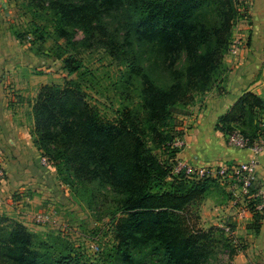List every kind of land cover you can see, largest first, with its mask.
<instances>
[{
  "label": "trees",
  "instance_id": "1",
  "mask_svg": "<svg viewBox=\"0 0 264 264\" xmlns=\"http://www.w3.org/2000/svg\"><path fill=\"white\" fill-rule=\"evenodd\" d=\"M34 15L50 16L46 25L32 24L30 44L54 40L56 59L68 76L64 85L40 88L32 106L34 143L56 168L57 178L73 195L82 190L114 194L118 241L113 264H145L153 257L167 264H200L212 245L211 231L195 232L191 218L215 181L175 176L173 146L183 136L178 116H188L197 98L213 89L222 93L229 67L225 63L240 19H249L248 4L239 0H25ZM110 20V23L108 22ZM118 24L114 32L109 30ZM70 30L82 31L85 43L97 42L127 73L121 81L134 99L104 116L91 103L92 71L68 53L61 41L73 45ZM17 39L23 36L15 32ZM30 37V36H29ZM157 60H152V57ZM184 59L185 67L178 66ZM149 62V63H148ZM170 72V84L153 78ZM226 139L235 130L254 138L264 134V99L245 93L217 123ZM157 151L168 154L166 166ZM264 219L258 213L256 232ZM0 216V261L5 264H95L68 247L45 241L21 222L3 225ZM115 222V221H114ZM232 227V231H233ZM236 250H231L232 257Z\"/></svg>",
  "mask_w": 264,
  "mask_h": 264
},
{
  "label": "crops",
  "instance_id": "2",
  "mask_svg": "<svg viewBox=\"0 0 264 264\" xmlns=\"http://www.w3.org/2000/svg\"><path fill=\"white\" fill-rule=\"evenodd\" d=\"M13 8L11 0H0V165L11 184H2L0 196H9V187L21 192L32 188L44 198L66 200L68 193L63 185L61 189L55 167H42V155L34 143L32 113L40 88L60 84L64 63L52 57L49 43L33 47L16 38ZM251 16V44L233 64L226 61L230 71L225 91L212 92L202 106L181 119L186 146L176 160L209 167L239 164L252 157L249 150L229 147L225 135L216 128L219 119L245 93L264 99V0H253ZM258 161L259 182L264 185V153ZM57 190H64L65 195ZM1 198L0 215L5 212V204H10ZM231 226L237 238L231 264H263L264 219L258 232L248 219H232Z\"/></svg>",
  "mask_w": 264,
  "mask_h": 264
},
{
  "label": "rangeland",
  "instance_id": "3",
  "mask_svg": "<svg viewBox=\"0 0 264 264\" xmlns=\"http://www.w3.org/2000/svg\"><path fill=\"white\" fill-rule=\"evenodd\" d=\"M246 1L250 18L248 20L239 19L236 22L233 28L232 39V41H240L244 46V50L249 48L252 36L250 27L252 25L253 0ZM11 2L14 5L13 9L16 13L13 31L22 35L26 43H30L31 39H33V34L31 33L33 23L46 25L49 32L53 33L52 24H49L50 16L48 14L39 13L38 15H34L33 10L27 6L25 0H11ZM108 22L110 23V20ZM117 27V22L113 23L109 26V30L114 32V29ZM70 31L72 35H75L74 44L68 46L67 43L61 41V45L68 49L69 54L81 60L85 67L92 71L93 75L89 79L91 85L87 90L91 99L90 101L98 107L104 116L113 118L115 110L123 106L121 103H130L135 97V94H132L133 91L125 87L121 81L123 74L127 73V67H125L124 61L114 60L99 43H85L86 36L82 31ZM47 43H49L54 54V40L49 39ZM240 56L235 57L230 54L229 49L224 61L225 63L226 61H230L233 64L235 59L240 58ZM52 57L55 58L54 56ZM152 60L157 59L153 56ZM178 66L181 68L185 67L184 59L179 60ZM156 68L153 65V78L158 82L170 84L172 82L170 72L164 70L157 72ZM62 69L64 71L59 79V85H64L67 79L77 78L76 75L69 77L67 70ZM222 87L224 89L225 85ZM212 92L216 93V90L213 89L205 96L198 97L196 104L190 107L189 110L194 111L197 107L202 106ZM183 118V116H178L180 121ZM157 155L166 166H171L172 163L169 161L167 153L157 151ZM52 166L54 167L53 164ZM42 167H46V165L43 164ZM15 173L19 175L18 171ZM175 176L174 174L172 175V177ZM8 179L5 176L3 180H0V187H2L4 182L7 183V186L11 185ZM58 182L61 183L60 180ZM216 183L211 184L212 188L210 192L198 207L199 217L194 215L191 218L195 232L211 231L210 239H212V245L208 248L209 253L207 258L200 264H231L233 259L231 250L236 248L237 243H235L237 241L236 230H233L232 234H227L222 229L223 225L227 223L231 224L233 217L227 208L228 193L223 186L218 182ZM62 185L68 193L66 200H63L62 197H58L57 199L44 198L42 193H38L37 190H33L32 188L21 192L9 187V191L7 192L9 196H4V198L0 196L1 199H5V202L10 201V204H5L4 214L0 215L4 217L3 225L9 226L11 222H21L24 225L26 224L27 229L34 234L36 243L45 241L58 248H61V246L68 247L77 254L84 255L95 264H113L110 261L114 260L115 256H117L115 252L118 245L115 234L116 220L113 219L115 215L116 217L120 215L118 214V206L114 194L109 190L98 192L92 187L91 190L80 191L78 196L75 197L66 183H61L60 187ZM57 191L65 195L64 190ZM0 195H3L2 190H0ZM52 208L58 211L55 223L39 224L36 222V215L47 212ZM145 262V264H167L153 257H148L145 259ZM0 264L5 263L0 261Z\"/></svg>",
  "mask_w": 264,
  "mask_h": 264
},
{
  "label": "built area",
  "instance_id": "4",
  "mask_svg": "<svg viewBox=\"0 0 264 264\" xmlns=\"http://www.w3.org/2000/svg\"><path fill=\"white\" fill-rule=\"evenodd\" d=\"M246 3V0H239ZM244 50L240 41H232L230 54L239 57ZM227 144L237 150H249L252 157L247 162L239 164L225 163L218 166L201 167L189 162L177 160L174 175L183 176L185 179L218 182L228 193V210L233 219L253 220L255 214L264 217V185L259 182L258 157L264 153V134H258L254 138L235 130L227 137ZM177 149H184L186 141L184 136L177 138L173 144ZM42 163L52 166L47 158L42 157ZM5 177L0 170V180ZM58 211L55 208L35 216L39 224L55 223ZM227 234H232V226L227 223L222 226Z\"/></svg>",
  "mask_w": 264,
  "mask_h": 264
}]
</instances>
